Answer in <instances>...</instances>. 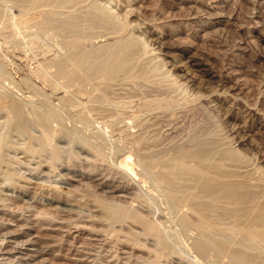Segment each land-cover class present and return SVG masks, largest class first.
I'll return each instance as SVG.
<instances>
[{
	"label": "rangeland",
	"instance_id": "obj_1",
	"mask_svg": "<svg viewBox=\"0 0 264 264\" xmlns=\"http://www.w3.org/2000/svg\"><path fill=\"white\" fill-rule=\"evenodd\" d=\"M54 1L48 2V0H44L45 4L43 2L40 3V1L39 5L42 7L43 4L42 8L36 1L38 8L36 5H33L35 2L32 3L33 8L31 6L28 8L29 4H27L28 6L23 4V6H25L26 11H29L30 14L39 10L45 11V9L49 14L52 11L51 16L55 17L54 19L57 18L60 23H54L53 31L55 33L48 34L53 31L49 30L47 32L48 30H41L45 34L47 32L46 36L44 33L39 34L40 29H37L38 27L34 24L36 26L35 29L33 23L30 22L27 25L29 27L32 26L30 29L27 26V30H30L28 32L29 35L33 34L34 31V35L31 36H35V39L32 40L34 37L26 36L28 39L26 38L25 41L28 40L29 43L33 41L37 45L33 47L34 44L32 43L33 46L29 47L31 44H22L25 42L23 36L26 35L25 32L27 30H24V28V31L21 30L23 31L21 32L20 28L19 31L23 36L20 33L17 34L18 36H22V43L20 41L21 37L19 38L16 34L17 38L15 36L13 38L11 36L10 39L8 38L10 45H14H9L6 49L9 41L7 42L8 39L5 40L4 38L7 35L5 33L9 32L7 26L11 22L12 15H17L16 17H18L25 11V8L18 3L14 4L17 0L15 2L13 0H0V36L2 35L0 37V54H2L0 57H3V60L0 58V66L4 62V65L2 64L0 67L2 68L1 70L8 65L4 73H0V78H4L3 80L0 79V87L2 90L4 88L3 91H6L5 93L8 95H14L15 92H19L22 88L24 91L21 90L20 92L23 93H17L20 96L19 98L25 99L29 96L37 104H40L42 100L41 96L44 95L43 92H48L51 102L53 101L54 103L52 105L57 110H54V114L56 113L53 122L55 129L54 143L52 141V145L50 146L54 147L56 145L55 148L58 151L55 150L53 155V152L51 153L53 150L48 145H45L48 148H44V145L41 144L37 148L35 147L37 146L35 144L39 142L38 140L35 142L33 138L41 134V129L37 125L33 124L31 125L33 127H31L30 124L32 123H30L27 129L28 135H25L24 133L26 132L18 131V128H14L15 126L13 125L5 126L3 121H0V126H2L0 131L3 130L2 132L5 133L8 140L7 145L3 149L4 153L2 152L3 154L0 155V159L2 158L0 162H3V164L0 163V173L3 172L0 174V182L3 184L0 183V195L2 196H0V264H32L33 261V264H149L153 256L151 251H155V248L159 249L160 245L157 244L155 235L153 236L150 233H147L149 234L147 235L146 231L143 232V226L141 227L140 223L138 224L136 221L137 215L138 217L149 218L148 220L156 222L158 229L160 228V232L165 230L162 232V235H166L164 239L168 247L167 251L166 249L164 250L167 255L160 248L165 255L160 257L162 261L159 260V264H233L228 258L229 255L232 256L233 252L244 250L240 243V239L242 238L241 232L237 231L239 233L235 234L236 230H233L235 236L232 233V236L230 235L233 239L241 237L238 241L240 245L236 244V250H233V246L230 244H234L236 239H234V242L231 239L230 241L233 243L229 244V238H226L232 231L222 230L221 228L214 229L218 232L221 229L222 233H227H225L226 236L224 234L221 236L227 239V246H224L226 253L225 251L224 253L228 256L224 253L221 255L224 249L221 252L211 249L206 254H200L195 248V239L198 240L200 238V230H196L197 234L193 230L195 228L193 225L189 226L193 227L192 230L185 227L184 229L188 230L184 231L183 226L180 224L182 226L180 228L179 222L175 219L177 218L178 220L183 211V215L191 217V220H193L192 218H196L194 214H192L193 217L189 215L192 212H189L190 203L188 199V202L185 200L179 205L176 204L180 211L177 212V207L174 205L175 202L171 201V195L167 190L164 191L165 189L161 188L160 183L156 184L154 182V180H157V176L154 174L159 172L161 169L159 167L164 164L156 160V153L159 155L162 153L161 155L163 156L168 153L171 156H167L168 154L166 155L167 157L164 156L168 159L169 157H174L176 155L174 153L179 149H185L190 145H194V148L190 146L189 149L191 151L195 148L196 151L200 149L201 154L199 151H194L195 154L198 153L197 157H186V164L192 165L196 163L205 166L204 171L207 176L213 175L215 173L213 165L219 164V174L221 172L227 173V171L231 170L228 174L234 173L236 174L235 176L238 175V180L243 178L245 181H251L250 183H244L246 185L252 183V186L249 185L248 188H250V191L252 188L253 194H255V203L261 205V202H264V194L260 193L261 195H259V192H264V0ZM31 2L27 3L31 5ZM47 3L51 5L49 4L45 8ZM52 5L53 7H51ZM91 6L98 7V11H103V15L102 13L99 14L102 15L101 19V16L95 15L98 11L94 10ZM50 8L51 10H49ZM90 12L95 17L91 16ZM68 18L70 21H68ZM108 19L110 20L109 22ZM63 20L66 21L63 22ZM61 23H64V26L66 25L67 28L64 26L60 28L59 25H62ZM57 27L58 29H56ZM117 28L120 29L118 30ZM121 37H125L124 42H127L126 40L131 38L136 46L133 45L135 48L124 64L125 66H122L124 68L121 67L122 70L117 71L116 75L114 74L108 78L100 71H97L98 74L92 72L96 75L94 76L91 72L88 71L89 73H87L85 70H82L83 68L78 63L74 64L77 62L75 61V54L82 56L81 53L85 48L89 50L85 49L82 58L88 60H83H94L93 58L96 55L99 56L101 49L106 51L107 47L118 43H114L113 41H122L123 38ZM111 40H113L112 45L110 44ZM77 41L78 43L80 42L78 46L73 44L77 43ZM11 42L14 43L11 44ZM71 43L76 45L77 50L75 51L77 53L73 50L76 47L71 46ZM83 44H86V46L84 45V47ZM104 45H107V47H104ZM143 46H147V50L149 51L143 52ZM66 49L67 52L70 50L69 53L71 55L69 53L66 55ZM42 50H45L47 53H41ZM78 51L82 52L79 53ZM47 54L50 57L56 54V58L61 56L63 57L62 61L67 59L69 61L68 64L71 63L70 66L67 64L69 68L74 66L73 69L79 75L81 74L82 80L88 81V76L91 75L90 81L86 82L84 80L85 82L81 83L83 84L81 88L83 90L93 88L92 91H85L93 94L96 91V96L101 97L104 95L101 97L102 99H93V102L87 94H82L83 97L78 92H76L78 95L74 94L73 90H76L74 86L75 82H71L74 85L70 86L69 84L72 80L65 81L66 78L64 77L65 79H63L64 75H60L61 79H59L60 77L55 67L54 75L56 73L57 75L54 76L53 73L52 75L48 74L52 69H46V67L47 71H45L44 67L46 64H44L45 61L43 62V60L50 58L49 56L47 57ZM41 56L46 58L44 59ZM4 58L6 60L10 58L8 63L11 62V64H8ZM56 58L55 60L60 59ZM40 60L44 67L42 63L41 66L49 78L50 76H54L51 79L54 81V84L58 83V85H54L57 86V91L54 88L53 92L50 84L47 83L48 81L45 80V82L43 78L41 79L40 75L31 69L38 66ZM36 62H39V64H36ZM9 65L12 66L11 69ZM9 70L11 71L9 72ZM5 71L12 73L8 77L6 75L8 73H5ZM22 75H25V78H32H28L31 81H27V83L30 84L23 81L25 78L22 79ZM94 78L97 82H94ZM14 79L15 82H18H16V85L12 82ZM6 81L10 89L6 85ZM22 82H25L28 86ZM32 82L40 88V91L42 90L43 94L41 93L40 95V91L36 87V90L32 91L35 89ZM90 82H93V84H90ZM87 83L91 86H87ZM94 83L98 84V86H94ZM2 84L5 85L2 87ZM29 85H32V90ZM65 89L67 91L63 93ZM35 92L38 93L36 94ZM16 93L15 95H17ZM69 94L72 95L69 100L77 96L76 100H72L74 101L73 103L76 102V105L82 104L83 107H81L84 109H81L78 105L76 107L75 104L71 103V100L66 101L65 97L70 96ZM26 95L28 96L26 97ZM61 95L62 97L64 96L63 102L58 100ZM38 96H40L41 100L38 99L37 101L36 98ZM77 100H79V103H77ZM86 100L87 102L83 103ZM139 100L145 102L141 103ZM150 100H153L156 105H153ZM68 103H71L70 107L75 106V108H78V111H75V108H68ZM63 104L65 106L68 104V106L65 107ZM145 106L151 109L144 108ZM79 109L81 110L79 111ZM136 111H138L139 116L135 114V118L132 114L136 113ZM0 113V118L3 120L4 112L1 109ZM80 115L81 120L83 118L82 121L79 118ZM149 124L151 125L149 126ZM34 126H37L38 129L34 128ZM165 129L168 131L166 132ZM139 133L144 135V137ZM140 136L142 137L140 138ZM155 136L160 137L154 139ZM152 139L159 140L150 142L153 141ZM30 140L33 143L35 142V144L30 142ZM201 141H203L204 145H201ZM29 142L35 145L34 148L37 150L40 147V151L45 149L44 153L37 151L42 154L36 153L35 155V152H33V155L36 157L31 155L32 152L29 153L24 149ZM199 142H201V146ZM196 143L199 145L198 150ZM146 144H148L147 147L149 146V148H146ZM152 145L156 146L152 149ZM95 147H98L99 149H97L101 152L96 151ZM6 150L9 151L7 152ZM128 152L131 153L134 175H131L133 174L132 171L126 173L127 171H124L118 165L121 157L126 153L128 154ZM145 155L146 157L148 156L147 159L149 158V160L145 159ZM154 155L156 159H153L155 158L153 157ZM187 159L189 160L187 161ZM7 167L9 170L12 169L13 173L16 172L15 175L12 173L13 177L9 176L8 173L11 171H8ZM1 168L4 171H1ZM237 171L242 172V174ZM4 173L8 175L6 176ZM223 174L221 173V175ZM3 178L9 180L7 181ZM243 179L239 181H244ZM257 180L259 181L258 183ZM257 185L261 187L259 188ZM192 187H194L192 188L193 193L195 188L197 189L195 193H198L201 189L199 188L201 187L199 183L192 185ZM188 192L192 194L190 188ZM261 199L262 201H260ZM105 203L109 206H106ZM104 204L109 208L115 206L122 208L126 206L125 209H128L129 213L134 212H132V216L135 215L136 219L135 217L131 219L129 213H127L129 215L121 216L119 215V211L112 213L108 210H103L102 206ZM188 206L189 210H187ZM185 208L187 209L185 210ZM104 209L106 208L104 207ZM111 217H114V219ZM228 222L227 220L226 223ZM226 223L225 226H228L229 223ZM111 230L115 231L113 235ZM107 231L109 232L108 234L106 233ZM215 231L214 234L212 232L210 234L216 238ZM103 232L106 234L103 235ZM238 234L241 236L239 237ZM90 236L96 238H91ZM221 236L219 234L218 237ZM134 240H136V243H132ZM135 244L137 245L135 246ZM141 244L143 247H137L138 245L141 246ZM262 247L259 248L261 251H256L258 254L254 253L255 256L250 251L248 255L252 254L255 258L257 256L261 257L260 255L263 253L262 256L264 258V247ZM148 248L149 250H147ZM151 248L154 250H151ZM28 250L31 251L29 252ZM254 250L251 251L253 252ZM148 251H150V254ZM219 253L220 256L217 255ZM151 254L152 256L150 257ZM86 255L87 257H85ZM232 257L230 259L233 261ZM253 257V260L259 259V257L255 259ZM249 259L247 262H255L251 259V255ZM256 261H260V259ZM247 262L246 264H252V262ZM236 263L240 264L239 262Z\"/></svg>",
	"mask_w": 264,
	"mask_h": 264
},
{
	"label": "bare ground",
	"instance_id": "obj_2",
	"mask_svg": "<svg viewBox=\"0 0 264 264\" xmlns=\"http://www.w3.org/2000/svg\"><path fill=\"white\" fill-rule=\"evenodd\" d=\"M14 2H15V0H13ZM32 0H17V2H13L14 4H16V3H18V4H20L22 7H24L25 8V6H28L27 4H29V7L28 8H30V6L32 7V3L33 2H37L38 3V5H39V2L40 3H42L43 1L42 0H39V1H37V0H35V1H32ZM52 1H54V0H52ZM52 1H49L48 0V2H52ZM55 1H57V0H55ZM54 1V2H55ZM27 2H31V5H30V3H27ZM35 2V4H33V5H36L37 6V8H38V5H37V3ZM44 3V2H43ZM46 3V2H45ZM44 3V4H45ZM23 4L25 5V6H23ZM50 4V3H49ZM48 3L46 4V6H45V8L49 5ZM60 4V3H59ZM51 5V4H50ZM18 6V5H17ZM21 6H19V7H21ZM35 6V7H36ZM40 6V5H39ZM21 7V8H22ZM34 7V6H33ZM32 7V8H33ZM41 7V6H40ZM39 7V8H40ZM42 7H43V4H42ZM41 7V8H42ZM51 7H53V5L51 6ZM91 7H93L94 8V10H97L98 11V7H94V6H91ZM23 8V9H24ZM96 8V9H95ZM100 10H101V8H99ZM103 9V8H102ZM25 11L24 12H22V14H18L19 16L18 17H16L17 15H12V18H11V22H10V24H8V26H7V28L9 29V32L8 33H5V34H7L6 36H5V34H4V36H5V40H7L8 38L10 39V37L12 36V38H13V36H15L17 33H20V31L21 30H23L24 28V30H27V26L29 25V23L31 22V23H33V25L35 24L38 28L37 29H40V32H39V34H43L44 32H42L41 30H43V31H45V30H48L47 32H49V30H54V23H56V24H60L59 23V21H58V19H57V21L56 22H54L56 19H54L55 17H52L51 16V12H50V14H49V12L47 13V11H46V9H45V11H43V10H39L38 12H36L35 11V13H32V14H30V12L29 11H26L27 9L25 8L24 9ZM33 10V9H32ZM36 10V9H35ZM49 10H51V8L49 9ZM93 10V9H92ZM91 10V11H92ZM87 11V10H86ZM97 11H93V12H97ZM107 11V10H106ZM103 11H98L97 12V14L95 13V15H97V16H101L100 17V19L102 18V15H103V13H102ZM87 13V12H86ZM91 13V12H90ZM89 13V14H90ZM100 13H102V15H99ZM53 14H54V12H53ZM72 14V13H71ZM92 14V13H91ZM108 14H109V12H108ZM57 15V14H56ZM70 15V14H69ZM91 16H93V14L91 15ZM105 16V15H104ZM103 16V17H104ZM57 17V16H56ZM93 17H95V16H93ZM106 17H108V16H106ZM67 18V17H66ZM109 18V17H108ZM60 19V18H59ZM63 19H65V18H63ZM69 19V18H68ZM100 19H98V20H100ZM61 21H62V19H61ZM64 21H66V20H63V22ZM68 21H70V19L68 20ZM104 21H105V18H104ZM110 20L108 19V22H109ZM113 21V20H112ZM124 22V21H123ZM130 23V22H129ZM28 24V25H27ZM62 25H59L60 26V28H61V26H64V23H61ZM67 24V23H66ZM70 24V23H69ZM128 24V23H127ZM31 25V24H30ZM34 25V26H35ZM72 25V24H71ZM134 25V24H133ZM32 26V25H31ZM30 26V27H31ZM36 26H35V29H36ZM67 26H68V24H67ZM70 26V25H69ZM121 26V25H120ZM123 26V25H122ZM29 27V26H28ZM30 27H29V29H30ZM56 27V26H55ZM64 27H66V25L64 26ZM63 27V28H64ZM116 27V26H115ZM21 28V29H20ZM67 28V27H66ZM68 28H70V27H68ZM19 29H20V31H19ZM56 29H58V27L56 28ZM118 29V28H117ZM120 29V28H119ZM118 29V30H119ZM124 29V28H123ZM4 30V29H3ZM23 30V31H24ZM63 30V29H62ZM64 30H67V29H64ZM121 30H122V28H121ZM129 30V29H128ZM23 31H21V32H23ZM30 31V30H29ZM28 30H27V32H25V34L26 35H24L23 36V34L22 33H20V34H22V36L25 38H23V40L25 41L26 40V38L28 37V36H30L31 38H33L32 40H34L35 39V36H31V35H34V31H33V34H31V35H29V32ZM38 31V30H37ZM51 31V32H52ZM61 31V30H60ZM42 32V33H41ZM47 32H46V34H47ZM37 33V32H36ZM53 33H55L54 31L52 32V33H48V34H53ZM56 33H57V31H56ZM38 34V33H37ZM38 34V35H39ZM45 34V33H44ZM46 34H45V36H46ZM113 34H117V33H113ZM118 34H119V32H118ZM122 34V33H121ZM107 35V34H106ZM2 36V35H1ZM0 36V37H1ZM17 36H18V34H17ZM17 36H15V38H17ZM22 36H18L19 38H20V41H21V39H22ZM27 36V37H26ZM42 36V35H41ZM44 36V37H45ZM105 36V35H104ZM113 36V35H112ZM125 36V35H124ZM127 36V35H126ZM48 37H49V35H48ZM75 37V36H74ZM73 37V38H74ZM78 37V36H77ZM18 38V39H19ZM31 38H29V40L30 41H32L31 40ZM41 38V37H40ZM46 38V37H45ZM52 38V37H51ZM54 38V37H53ZM79 38V37H78ZM106 38V37H105ZM121 38H123V42L125 41L124 39H125V37H121ZM3 39V40H4ZM9 39L7 40V42L9 41ZM28 39V38H27ZM83 39H84V37H83ZM86 39H87V37H86ZM114 40H115V38H113ZM22 40V41H23ZM41 40V39H40ZM43 40H45V39H43ZM77 40H81V39H77ZM131 38H128V40H126L127 42H122L121 40H115V41H113V40H111L110 41V44L112 43V41L114 42V43H117V44H115V45H113V46H110V44H108L110 47H107V45L105 46L104 45V47H107V49L106 48H104V47H102L103 49H106V51H103L102 49H101V51H102V53H101V51H100V54H99V56L98 55H96V56H98V57H94L93 59L94 60H89V61H84V60H88V59H86V58H82L84 55H83V53H85V49H87V50H89L88 48H85L84 49V51L82 52V51H80V52H82L81 54H82V56H77V54H75L76 55V60L75 61H77V62H75L74 64H76V63H78L79 64V66H81L83 69L82 70H85L87 73H89V72H91V74H93L92 72H96L97 74H98V72L97 71H100L104 76H106V77H112L117 71H119V70H122L121 69V67L126 63V61H127V59L129 58V56H130V54H131V52H132V50H134V46L133 45H135L134 43H133V41L131 40ZM138 40V39H137ZM12 41V40H11ZM14 41H15V39H14ZM22 41H21V43H22ZM36 41V40H35ZM46 41H48V40H46ZM87 41V40H86ZM91 41V40H90ZM140 41V40H139ZM26 42H28V43H26ZM38 42V41H37ZM40 42V41H39ZM70 42V41H69ZM73 42V41H72ZM84 42H85V40H84ZM138 42V41H137ZM14 43V42H13ZM12 42H11V44H13ZM31 44V45H29V47H31V46H33L32 45V43L34 44V46L33 47H35V45H37V44H35V42H33L32 41V43H29V41L27 40V41H25V42H23L22 44ZM49 43H51V42H49ZM53 43V42H52ZM80 43V42H79ZM78 41H77V43H73V44H76L77 46H78ZM105 43V42H104ZM103 43V44H104ZM139 43V42H138ZM145 43V42H144ZM7 44V43H6ZM72 43H71V46L73 45ZM5 45V44H4ZM10 45V41H9V44L8 45H6V49H7V47ZM14 45V44H13ZM13 45H10V46H13ZM43 45V44H42ZM41 45V46H42ZM52 45V44H51ZM50 45V46H51ZM76 45H73V46H75L76 47ZM86 46V44H83V46ZM91 45V44H90ZM112 45V44H111ZM16 46V45H15ZM24 46V45H23ZM46 46H48L47 44H46ZM82 46V45H81ZM84 46V47H85ZM136 46V45H135ZM149 46V45H148ZM26 47V46H25ZM36 47H38V46H36ZM49 47V46H48ZM88 47V46H87ZM90 47H92V46H90ZM10 48V47H9ZM8 48V49H9ZM52 48V47H51ZM71 48H73V47H71ZM79 49H80V47H78ZM101 48V47H100ZM133 48V49H132ZM137 48V47H136ZM32 49V48H31ZM38 49V48H37ZM40 49V48H39ZM43 49V48H42ZM150 49V48H149ZM50 50V49H49ZM49 50H47L48 52H49ZM54 50V49H53ZM74 51L75 50H77V47H76V49H73ZM51 51V50H50ZM144 51H149V50H147V46L145 47V46H143V52ZM40 52V51H39ZM42 52H45V50L43 51H41V53ZM70 52V50H68V52H67V49H66V55H67V53H69ZM76 52V51H75ZM79 52V51H78ZM79 52V53H80ZM142 52V53H143ZM37 53V52H36ZM47 52H45L44 54H46ZM77 53V52H76ZM78 53V54H79ZM133 53H135V52H133ZM137 53V52H136ZM139 53V52H138ZM40 54V53H39ZM54 54V53H53ZM70 54V53H69ZM140 54V53H139ZM2 54H0V56H1ZM43 55V54H42ZM52 55V54H51ZM63 55V54H62ZM71 55V54H70ZM70 55H68L69 57H70ZM74 55V54H73ZM44 56V55H43ZM43 56H41V57H43ZM46 56V55H45ZM49 55L47 54V57H48ZM54 55H52L49 59H47V60H43V62H44V64H46V66L44 67V65H43V63H42V61L40 60L39 62H40V64H39V62H36V64L38 63L39 65L38 66H34L35 68L33 69V67L31 68L32 70H34L38 75H40L41 76V79L43 78L44 79V81L46 80V81H48L47 83H49L50 84V87H51V90L54 92V88H55V90L57 91V86H54V85H58V83L57 84H54V81L52 80L53 78H54V76H56L57 75V73H58V76L60 77V75H64L63 76V79H65V81L66 80H72V81H70V84L69 83H67V84H69L70 86L71 85H74V84H72V83H74L75 82V87H76V90L74 89L73 91L75 92L74 94H77L76 92H78V94L80 93V95L82 96V94H87L89 97H90V99L93 101V99L95 100V99H102L101 97H103V96H101V97H98V95L96 96V91H95V95L93 94V93H90V92H87V91H92L93 90V88H88V90L87 89H85V90H87V91H85V90H83L82 88H81V85H83V84H81V83H84L85 81L84 80H82V76H81V74L79 75L77 72H76V70L75 69H73V67H70L69 68V66H70V64H68L69 63V61L67 60V59H65V60H61L63 57H57V58H60L59 60H55V58H56V54H55V58L53 57ZM148 56V55H147ZM74 57V56H73ZM72 57V58H73ZM1 58V57H0ZM3 58V57H2ZM1 58V59H2ZM7 58V57H6ZM44 59L46 58V57H43ZM56 58V59H57ZM65 58V57H64ZM71 58V59H72ZM5 59V58H4ZM10 59V58H9ZM9 59H5L6 61H7V63H8V60ZM74 59V58H73ZM84 59V60H83ZM3 60V59H2ZM5 61V62H6ZM64 61H68L67 63L66 62H64ZM73 61V60H72ZM0 63H1V61H0ZM6 63V64H7ZM10 64H11V62H9ZM8 63V64H9ZM41 63H42V66L44 67V69L46 68V69H52V71H50L49 72V70H48V74H50V75H52V73H53V75H54V67H55V70H56V75H54V76H50V78H49V76H48V74H46V72L45 71H47L46 69H45V71L43 70V67L41 66ZM73 63V62H72ZM2 64L4 65V62H2ZM2 64H1V66H2ZM35 64V65H36ZM69 66H68V65ZM74 64H72V65H74ZM0 66V67H1ZM8 66V65H7ZM6 66V67H7ZM10 66V65H9ZM78 66V67H79ZM125 66V65H124ZM6 67L4 68L3 67V70H1L2 68H0V70L1 71H3V72H1L0 71V73L1 74H3L4 73V70L6 69ZM12 68V66H10V69ZM72 68V69H71ZM122 68H124V67H122ZM77 69H80V68H77ZM75 70V71H74ZM82 70H81V73H82ZM11 70H9V72H10ZM29 71H30V69H29ZM85 71H83L84 73H85ZM89 71V72H88ZM79 73H80V71H78ZM5 73H8V72H6L5 71ZM12 73V72H11ZM11 73H8V74H6L7 76L10 74L11 75ZM30 73V72H29ZM95 73V74H96ZM31 74H32V71H31ZM86 74V73H85ZM25 75H26V73H25ZM25 75H22V79L23 78H25ZM87 75V74H86ZM94 75V74H93ZM116 75V74H115ZM4 76H5V74H4ZM15 76H17V75H15ZM31 76V75H30ZM58 76H57V78H58ZM88 76V75H87ZM91 76V75H90ZM90 76H88L89 78H88V81H90L89 79H90ZM94 76H96V75H94ZM167 76H170V75H167ZM167 76H166V78H167ZM2 77V76H1ZM9 77V76H8ZM20 77V76H19ZM28 77V76H27ZM65 77V78H64ZM29 78V77H28ZM28 78H25V79H23V81H26V83H27V81H31V80H29V79H32L31 77L28 79ZM52 78V79H51ZM68 78V79H67ZM97 78H99L98 76H97ZM1 80H3L2 78H0ZM11 79V78H10ZM10 79H6V80H10ZM35 79V78H34ZM40 79V78H39ZM59 79H61V77L59 78ZM92 79V78H91ZM169 79V78H168ZM171 79V78H170ZM1 80H0V82H1ZM18 80V79H17ZM99 80V79H98ZM32 81H34V80H32ZM45 81V82H46ZM83 81V82H82ZM88 81H86V82H88ZM92 81V80H91ZM3 82H5V81H3ZM2 82V83H3ZM9 82V81H8ZM13 82V84H15L16 85V82H15V79H14V81H12ZM15 82V83H14ZM19 82H20V79H19ZM44 82V83H45ZM67 82H69V81H67ZM72 82V83H71ZM94 82H97V81H95V78H94ZM175 82V81H174ZM6 83H7V81H6ZM10 83V82H9ZM18 83V82H17ZM23 83V82H22ZM25 83V82H24ZM23 83V84H24ZM25 83V84H26ZM33 83V82H32ZM46 83V84H47ZM56 83V82H55ZM176 83V82H175ZM27 84H30V83H27ZM26 84V85H27ZM49 84H48V86H49ZM89 83H87V86H91V85H88ZM90 84H93V82L91 83L90 82ZM95 84V83H94ZM3 85H5V84H2V87H3ZM6 85H8V83L6 84ZM33 85H34V83H33ZM68 85V86H69ZM98 86V84H95L94 86ZM10 86H12V85H10ZM17 86H19V85H17ZM22 86V85H21ZM24 86V85H23ZM28 86V85H27ZM30 87H31V90L33 89V88H38L37 86H35L34 85V87L32 88V85H29ZM69 86V87H70ZM86 86V87H87ZM5 88H6V86H4ZM20 87V86H19ZM30 87H29V89H30ZM74 87V88H75ZM92 87H93V85H92ZM8 88H9V85H8ZM24 88H25V86H24ZM36 88L35 89H33L32 91H35L36 90ZM83 88H85V87H83ZM95 88V87H94ZM177 88V87H176ZM10 89V88H9ZM26 89H28V88H26ZM39 89V90H38ZM37 90L38 91H40V88H38ZM60 89H62V88H60ZM64 89V88H63ZM70 89V88H69ZM3 90H4V88H3ZM2 90V88L0 87V109L2 110V112H4V118H3V120L1 119L0 121H3V123H4V125L5 126H7V125H13V126H15L14 128H18V131H23V132H26V133H24L25 135L27 134V129H28V127H29V124L30 123H32V124H30V126L31 125H37L38 127H39V129H41V134H39L40 133V131H39V135L40 136H38V137H36V136H34V141L35 142H37V140H38V142L39 143H37V144H35V142L33 143L31 140H30V142H32L33 144H35V145H37V146H35V145H33L32 143H30L29 142V144H26L27 145V147L26 148H24V149H26L27 150V152H32L31 153V155H33V152H35V155H36V153H38L39 151H40V149H41V147H40V149L38 148V150L36 149L37 147H38V145L39 144H41V145H44V148L46 147L45 145H48V147L50 146V145H52V141L54 140V134H55V129H54V126H53V122H54V115L56 114H54V112L55 111H57V110H55L56 108H54V105H52V104H54L53 103V101L51 102V99H50V96H49V94H48V92H46L45 93V91L43 92L44 93V95H42L41 96V98H42V100L39 98L40 96H38V98H36L37 99V101H38V99H40L39 101H40V104H37V103H35V101H33L28 95H26V97L27 98H25V99H23V98H19L20 96H18L19 94H17V93H19L21 90H22V88L20 89V91L19 92H15L17 95H15V93H14V95H12V94H10V95H8L7 93H5L6 91H3ZM19 90V89H18ZM30 90V91H31ZM50 90V91H51ZM71 90H72V87H71ZM13 91H15V90H13ZM16 91H17V89H16ZM22 91H24V90H22ZM42 91V90H41ZM40 91V95H41V92ZM65 91H67L66 89L64 90V92L63 93H65ZM53 92H51V93H53ZM70 92H72V91H70ZM13 93V92H12ZM20 93H23V92H20ZM30 93H34V92H30ZM36 93V92H35ZM38 93V92H37ZM36 93V94H37ZM42 93V94H43ZM50 93V92H49ZM69 93V92H68ZM46 94H48V95H46ZM77 94V95H78ZM99 94V93H98ZM29 95H31V94H29ZM39 95V94H38ZM52 95H54V94H52ZM66 95V94H65ZM70 96H66L65 98H66V101L67 100H69V98L70 97H72V95L71 94H69ZM79 95V96H80ZM183 95H184V93H183ZM16 96H18V97H16ZM25 96V95H24ZM32 96V95H31ZM78 96V97H79ZM194 96V95H193ZM21 97H23V96H21ZM54 97V96H53ZM53 97H52V99H53ZM58 97V96H57ZM64 97V96H63ZM63 97H62V95H61V97H59V101H62L63 102ZM83 97V96H82ZM35 98V97H34ZM61 98V99H60ZM76 98H77V96H76ZM76 98L75 97H73V99L72 100H76ZM81 98V97H80ZM85 98V97H84ZM185 98V97H184ZM79 99V98H78ZM86 99V98H85ZM179 99V98H178ZM35 100V99H34ZM71 100V99H70ZM69 100V101H70ZM71 100V101H72ZM80 100V99H79ZM79 100H77V103H79ZM81 100H82V98H81ZM80 100V101H81ZM153 100L154 101H156L154 98H153ZM153 100H150V102H152V104L154 105H156V103H154V101ZM185 100H186V98H185ZM36 101V102H37ZM149 101V100H148ZM160 101V100H159ZM158 101V102H159ZM42 102V103H41ZM61 102V103H62ZM74 101H72L71 103H73ZM87 102V100L86 101H84L83 103H86ZM94 102V101H93ZM96 102H97V100H96ZM139 102H141V103H143V102H145V101H140L139 100ZM167 102H169V101H167ZM184 102H186V101H184ZM71 103H68L69 104V106H68V104H66V106H68V108L70 107V104ZM73 104H75L76 105V102L75 103H73ZM150 104V103H149ZM78 105V107L80 106H82L83 107V105L81 104V105H79V104H77ZM77 105H76V107H77ZM84 105H86V104H84ZM142 105V104H141ZM144 105H145V103H144ZM61 106V105H60ZM63 106H65V104H63ZM65 106V107H66ZM81 107V109H84V108H82ZM84 107H86V106H84ZM154 107H156V106H154ZM185 107V106H184ZM70 108H75V106L74 107H70ZM140 108V107H139ZM144 108H148V107H144ZM150 108V107H149ZM148 108V109H149ZM78 108H75L74 110L75 111H78L77 110ZM81 109H79V111L81 110ZM135 109H137V108H135ZM143 109V108H142ZM142 109H141V112H142ZM151 109V108H150ZM187 109V108H186ZM185 109V110H186ZM189 109V108H188ZM55 110V111H54ZM146 110V109H145ZM190 110V109H189ZM83 112H84V110H82ZM132 112V111H131ZM135 112V111H134ZM138 111H136V113H134V114H132V115H134V117L136 118V116H135V114H139V113H137ZM140 112V111H139ZM172 112V111H171ZM179 113V112H178ZM177 113V114H178ZM1 114V113H0ZM121 114V113H120ZM159 114V113H158ZM163 114H164V112H163ZM163 114H161V115H163ZM175 114H176V112H175ZM180 114V113H179ZM3 115V114H2ZM140 115L142 116V114L140 113ZM155 115H157V114H155ZM86 116V115H85ZM120 116V115H119ZM131 116V115H130ZM139 116V115H138ZM160 116V115H159ZM172 116H175V115H172ZM84 117V116H83ZM121 117V116H120ZM119 117V118H120ZM132 117V116H131ZM133 117V118H134ZM157 117V116H156ZM164 117V116H163ZM171 117V116H170ZM80 120H81V115H80ZM87 118V117H86ZM138 118V117H137ZM161 118V117H160ZM175 118V117H174ZM180 118V117H179ZM82 120H83V118H82ZM81 120V121H82ZM154 120H155V118H154ZM162 120V119H161ZM178 120V119H177ZM141 121H143V120H141ZM78 122V121H77ZM84 122L85 123H87V121L86 120H84ZM84 122H82L83 124H84ZM147 122V121H146ZM157 122H160V121H157ZM80 123V122H79ZM139 123V122H138ZM150 123V122H149ZM156 123V122H155ZM161 123V122H160ZM178 123V122H177ZM78 124V123H77ZM157 124V123H156ZM176 124V123H175ZM174 124V125H175ZM1 125V124H0ZM142 125V124H141ZM146 125V124H145ZM151 124H149V126H150ZM166 125V124H165ZM37 126H34V128H37L38 129V127ZM149 126H146V127H149ZM164 126V125H163ZM2 126H0V128H1ZM12 127V126H11ZM31 127H33V126H31ZM176 127V126H175ZM9 129V128H8ZM12 129V128H11ZM146 129V128H145ZM166 130V129H165ZM176 130V129H175ZM3 131V130H2ZM2 131H0V132H2ZM57 131V130H56ZM136 131V130H135ZM168 130H166V132H167ZM11 132V131H10ZM9 132V133H10ZM138 132V131H137ZM22 133V132H21ZM20 134V133H19ZM31 134V133H30ZM140 135H142L141 133H139ZM28 135V134H27ZM168 135V134H167ZM143 137H144V135H142ZM142 136H140V138L142 137ZM25 137V136H24ZM157 137H160V136H155V138L154 139H156ZM162 137V136H161ZM25 138H27V137H25ZM31 138V137H30ZM35 138H37L36 140H35ZM139 138V139H140ZM142 140V139H141ZM153 140V139H152ZM157 140H159V139H157ZM157 140H153V141H150V142H154V141H157ZM7 139H6V135H5V133H1L0 134V155L1 154H3L4 153V151H3V149H4V147L7 145ZM20 141H23V140H20ZM25 141V140H24ZM140 142V141H139ZM201 142H202V144H201ZM201 142H199V145L201 144V145H204L203 144V141H201ZM9 143V142H8ZM21 143V142H20ZM24 143H26V142H24ZM23 143V144H24ZM53 143H54V141H53ZM133 143V142H132ZM163 143V142H162ZM153 144V143H152ZM156 144V143H155ZM157 144H158V142H157ZM25 145V146H26ZM54 145V144H53ZM137 145V144H136ZM147 145L148 144H146V148H149V146L147 147ZM150 146H151V144H149ZM196 145H197V143H196ZM199 145H197V150H198V146ZM200 145V146H201ZM34 146L36 147V148H34ZM55 146L56 145H54V147L53 146H50L51 147V149L53 150V151H51V153L53 152V155H54V151L56 150L57 151V149L55 148ZM156 146V145H155ZM154 145H152V149H153V147H155ZM159 146V145H158ZM192 148H194L195 146L194 145H190ZM190 146L187 148H185V149H179L176 153H174V154H176L174 157H169L168 159H166V157L167 156H171V155H169L168 153V155L166 156L165 154H164V156H166V157H164L163 155H161L162 153H160V155L162 156H160L158 153H156V155H157V159H156V156L154 155L153 157H155V158H153V159H156V160H159V162L160 163H164L161 167H159V164H158V167L159 168H161L160 169V171L159 172H156V174H154L155 173V171H154V173H152V174H154V175H156L157 176V178L156 177H154V178H156L157 180H158V182H156L155 180H154V182L157 184H159L160 183V185H161V188L162 189H165L164 191H166L167 190V192L171 195V197H172V199H171V201H174L173 203H174V205L177 207V205L176 204H180L181 202H184L185 200L187 201V199H188V201H189V206H190V211L189 212H192V213H190L189 215H191L192 216V214H194L195 216H196V218H192L193 220H195V222H193V220H191V217H189V216H186V215H183L184 214V211H183V214L182 215H180V217L179 216H177V217H179L178 218V220H177V218H175L176 219V221H178L179 222V226H180V228H182V226H183V230L185 231V230H188V229H184L185 227H188V228H190L191 230H192V228L193 227H189V226H193L194 225V227L196 228H194L193 230L194 231H199L200 230V232H201V234H200V232H199V234H200V238L198 239V240H196L195 239V241H193V242H195V248H196V250L200 253V254H206L209 250H211V249H213V250H215L216 252H221L222 251V249H224V246L226 245L227 246V239L226 238H229V241L232 239L233 240V242L235 241L234 239H236V241H235V243L234 244H230V243H233V242H229V244L230 245H232L233 247H232V249L233 250H236V244L238 245L239 244V239L241 238L240 236L242 235V238L240 239V243H241V246H243V248H244V250L243 251H235V252H233V254H232V256L231 255H229V260H231L230 262L231 263H233L234 264V262L236 261V262H239L240 264H246V262L248 261V260H250L249 259V257H250V255H251V259H252V257H253V255H254V253H257L256 251H261L259 248L261 247V246H263L264 247V202L262 203L261 202V205H259L258 203H255V194H253V191H252V188H251V191L249 190L250 188H248V186L249 185H251L252 186V183L251 184H249L250 182H249V180L248 181H245V179H243V178H240V179H243L244 181H239L237 178H238V175L237 176H235L236 174H228V173H230L231 172V170L228 172L227 171V173H224V172H221L222 174L224 173V174H227V175H221V173L219 174V171H218V169L220 168V165L219 164H216V165H213V164H211V165H213V169L215 170V173L213 174V175H206L205 174V171H204V167L205 166H202L201 164H190V165H188V163L186 164L185 163V158L186 157H197L196 155H198V153L197 154H195V152L194 151H196V148L194 149V150H190L189 148H190ZM23 147V146H22ZM48 147H46V148H48ZM93 147V146H92ZM138 147V146H137ZM136 147V148H137ZM181 147H182V145H181ZM203 147V146H202ZM42 148H43V146H42ZM55 148V149H54ZM98 148V147H97ZM96 147L94 148L96 151L99 149H97ZM191 148V149H192ZM206 148V147H205ZM13 149V148H12ZM11 149V150H12ZM36 149V150H35ZM50 149V148H49ZM131 149V148H130ZM15 150V149H14ZM44 150L45 149H43L42 151H40V152H42V153H44ZM7 151V150H6ZM9 151V150H8ZM7 151V152H8ZM16 151V150H15ZM14 151V152H15ZM38 151V152H37ZM98 151H100V150H98ZM137 151V150H136ZM162 151V150H161ZM164 151V150H163ZM199 151V153L201 154V151H200V149L198 150ZM198 151H196V152H198ZM3 152V153H2ZM58 152V151H57ZM57 152H56V154H57ZM101 152V151H100ZM126 152V151H125ZM138 152V151H137ZM155 152H157V151H155ZM203 152V151H202ZM16 153V152H15ZM28 153V154H29ZM41 153V154H42ZM143 153H145V152H143ZM148 153V152H147ZM7 154V153H6ZM38 154H40V153H38ZM40 154V155H41ZM138 154V153H137ZM153 154H155V153H153ZM195 154V155H194ZM35 155H33V156H35ZM50 155V154H49ZM159 155V156H158ZM202 155H203V153H202ZM6 156V155H5ZM7 156H8V154H7ZM6 156V157H7ZM38 156V155H37ZM51 156H52V154H51ZM135 156V155H134ZM1 157V156H0ZM31 157V156H30ZM36 157V156H35ZM34 157V158H35ZM56 157V156H55ZM54 157V158H55ZM145 157V159L146 160H149V158L147 159V157H146V155L144 156ZM158 157H160L159 159H158ZM199 157V156H198ZM205 157V156H204ZM44 158V157H43ZM46 158V157H45ZM207 158V157H206ZM8 159V158H7ZM36 159V158H35ZM38 159H39V156H38ZM47 159V158H46ZM0 160H2V158L0 159ZM29 160H30V158H29ZM51 160V159H50ZM50 160H47V161H50ZM53 160V159H52ZM189 159H187V161H188ZM36 161V160H35ZM34 161V162H35ZM39 161V160H38ZM42 161V160H41ZM40 161V162H41ZM46 161V162H47ZM199 161H201V160H199ZM220 161V160H219ZM224 161V160H223ZM45 162V163H46ZM142 162H143V159H142ZM154 162H156V161H154ZM191 162V161H190ZM192 162H194L193 160H192ZM191 162V163H192ZM1 163V162H0ZM39 163V162H38ZM38 163H36V164H38ZM54 163V162H53ZM133 162H132V157H131V153H129L128 152V154L126 153L125 155H123L122 157H121V159L119 160V162H118V165H119V167L120 168H122L124 171H127L126 173H129V172H131L132 171V173L133 174H131V175H134V169L132 170V167H133V164H132ZM145 163V162H144ZM144 163H142V165H144ZM202 163V162H201ZM215 163V162H214ZM218 163V162H217ZM1 164H3V162L1 163ZM48 164H49V162H48ZM157 164V163H156ZM154 165V164H153ZM152 165V166H153ZM1 166V165H0ZM5 166V165H4ZM50 166V165H49ZM146 166V165H145ZM149 166H151V165H149ZM148 167V166H147ZM157 167V168H158ZM8 168V167H7ZM50 168V167H49ZM134 168V167H133ZM150 168V167H149ZM222 168V167H221ZM4 169H5V167H4ZM50 169H52V168H50ZM207 169V168H206ZM211 169V168H210ZM209 169V170H210ZM220 170V169H219ZM227 170V169H226ZM229 170V169H228ZM1 171H4L3 170V168H1ZM6 171V170H5ZM8 171H11V172H9L8 174H9V176H12L13 177V174L15 175V173H13V171H12V169L11 170H9V168H8ZM156 171H157V169H156ZM211 172H213L212 170H210ZM218 171V172H217ZM223 171V170H222ZM226 172V171H225ZM237 172H239V171H237ZM237 172H235V173H237ZM1 173H3V172H1ZM0 173V174H1ZM13 173V174H12ZM158 173V174H157ZM239 173H241L242 174V172H239ZM246 173V172H245ZM249 173V172H248ZM6 176L8 175V174H6V173H4ZM3 174V175H4ZM211 174V173H210ZM238 174V173H237ZM2 175V176H3ZM4 175V176H5ZM249 175H251V174H249ZM5 176V177H6ZM1 177V176H0ZM17 177V176H16ZM245 177H247V175H245ZM249 177V176H248ZM251 177V176H250ZM260 177V176H259ZM18 178V177H17ZM236 178V179H235ZM258 178V177H257ZM4 179V178H3ZM4 180H7V179H4ZM9 180V179H8ZM7 180V181H8ZM1 181V180H0ZM262 181V180H261ZM13 182V181H12ZM246 182H249L247 185L245 184ZM259 181L257 180V183H258ZM263 182V181H262ZM1 184H2V182H0ZM9 183V182H8ZM7 183V184H8ZM27 183H28V181H27ZM199 183V185H201V187H199V188H201L200 190H199V192L198 193H195V191L197 190L196 188L194 189V193H193V189L192 188H194V187H192V185H194V184H198ZM10 184V183H9ZM14 184H15V182H14ZM13 184V185H14ZM3 185V184H2ZM12 185V184H11ZM16 185H18V184H16ZM159 185V186H160ZM258 185H260V184H258ZM257 185V186H258ZM158 186V185H157ZM162 186H164V187H162ZM18 187V186H17ZM25 187V186H24ZM49 187V186H48ZM54 187V186H53ZM259 187V186H258ZM261 187V186H260ZM259 187V188H260ZM20 188V187H19ZM23 188V187H22ZM189 188H190V191L192 190V194H190L189 192H188V190H189ZM26 189V188H25ZM25 191V190H24ZM48 191V190H47ZM46 191V192H47ZM26 192V191H25ZM197 192V191H196ZM258 192H259V190H258ZM44 193V192H43ZM260 193H263L264 194V192H259V195H261ZM2 194V193H1ZM48 194V193H47ZM166 194V193H165ZM263 194H262V196H263ZM1 196V195H0ZM55 196V195H54ZM2 197V196H1ZM53 197V196H52ZM57 197V196H56ZM260 197V196H259ZM167 198H169V197H167ZM264 198V197H263ZM62 199V198H61ZM170 199V198H169ZM169 199H168V201H169ZM56 200V199H55ZM5 201V200H4ZM187 201V202H188ZM260 201H262V199L260 200ZM259 201V202H260ZM172 203V204H173ZM101 204H103V203H101ZM106 204V203H105ZM105 204H104V206H102L103 208V210H108V211H110V212H112V213H115V212H118L119 211V215H121V216H123V215H131L130 217H131V219H132V217H133V219H134V217H135V215L134 216H132V214L134 213L133 211H132V209H131V211L133 212H131V213H129L128 212V209H125V207L126 206H124V207H113V208H109V207H106V206H109V205H107L106 204V206H105ZM186 204V203H185ZM188 204V203H187ZM258 204V205H257ZM98 205H100V204H98ZM173 205V206H174ZM182 205V204H181ZM189 206H188V209L187 208H185V210L187 209V210H189ZM104 207L106 208V209H104ZM130 207V206H129ZM131 208H132V206H131ZM184 208V207H183ZM101 209V210H102ZM41 211V210H40ZM177 212H180L179 211V209H178V207H177ZM188 212V213H189ZM38 213V212H37ZM36 213V214H37ZM39 213H41V212H39ZM103 213V212H102ZM127 213H129V214H127ZM185 213H187V212H185ZM187 213V214H188ZM105 214V213H104ZM175 214H177V213H175ZM108 215V214H107ZM178 215H179V213H178ZM36 216V215H35ZM175 216V215H174ZM44 217H45V215H44ZM125 217V216H124ZM127 217H129V216H127ZM129 217V218H130ZM193 217V216H192ZM43 218V217H42ZM111 218H113L114 219V217H111ZM118 218H119V216H118ZM118 218H117V220H118ZM121 218V217H120ZM147 218V217H146ZM46 219V218H45ZM49 219V218H48ZM112 219V220H113ZM115 219H116V217H115ZM135 219H136V217H135ZM149 218H147V219H145L144 217H138V215H137V219H136V221L138 222V224L140 223V225H141V227L143 226V232L144 231H146L145 233L147 234V233H150V234H153V236L155 235L156 236V240H157V244L158 245H160L158 248L159 249H156L155 248V251H151V250H154V249H152L151 248V252H152V254H153V256H152V254L150 255V257H151V259L152 260H150V262H149V264H159L160 262H159V260L161 259L160 257L161 256H164L165 254H166V251H167V242L165 241V239H164V237L166 236L165 234H164V236L162 235V232H164V231H159V229H158V226L156 225V222H153V220L151 221V220H148ZM43 220H44V218H43ZM57 220V219H56ZM225 220H226V222H227V220L229 221L228 223H226L225 222ZM32 221V220H31ZM121 221V220H120ZM175 221V220H174ZM27 222V221H26ZM53 222V221H52ZM112 222V221H111ZM118 222V221H117ZM41 223V222H40ZM45 223V222H44ZM134 223H135V221H134ZM177 223V222H176ZM175 223V224H176ZM225 223L226 224H228V226L226 225L225 226ZM158 224V223H157ZM182 226H181V225ZM50 225V224H49ZM112 225V224H111ZM111 225H110V227H111ZM159 225V224H158ZM102 226V225H101ZM100 226V227H101ZM106 226V225H105ZM109 226V225H108ZM58 227V226H57ZM81 228V227H80ZM102 228H103V226H102ZM101 228V229H102ZM198 228V229H197ZM217 228H221L222 230H224V229H226V230H228V231H232V232H230V234H229V236L228 237H224V236H226L225 235V233L226 232H223L222 233V230L220 229H218L219 230V232L218 231H215L214 229H217ZM60 229V228H59ZM104 229V228H103ZM162 229H164V228H162ZM161 229V230H162ZM189 229V230H190ZM204 229H206V230H204ZM95 230V229H94ZM107 230V229H106ZM109 230V229H108ZM114 230V229H113ZM215 231L216 233H218V234H216L215 233V235L218 237L219 236V234H220V236L222 235V234H224V236H221V237H216L215 238V236L213 237L211 234H210V232H212V231ZM233 230H236V232H234ZM97 231V230H96ZM101 231H104V230H101ZM112 231V230H111ZM196 231V233L198 234V232ZM214 231L212 232L213 234H214ZM237 231H239V232H241V235L240 234H238L239 235V237L240 238H238L237 236V238H232L231 236H232V234L235 236V234L236 233H239V232H237ZM75 232V231H74ZM99 232V231H98ZM105 232V231H104ZM103 232V235L104 234H108L109 232L107 231L106 233H104ZM113 232H115V231H112L111 233H112V235L114 234ZM235 234H234V233ZM144 233V234H145ZM232 233V234H231ZM227 234V233H226ZM7 235V234H6ZM10 235V234H9ZM147 235H149V234H147ZM196 235V234H195ZM231 235V236H230ZM91 237V236H90ZM94 237V236H93ZM93 237H91V238H93ZM116 237H117V235H116ZM231 237V238H230ZM94 238H96V237H94ZM128 238V237H127ZM130 238V237H129ZM155 238V237H154ZM32 239V238H31ZM98 239V238H97ZM107 239V238H106ZM132 239V238H131ZM167 239V238H166ZM37 240V239H36ZM26 241V240H25ZM105 242H106V240H104ZM108 241H110V240H108ZM2 242V241H1ZM8 242V241H7ZM126 242V241H125ZM136 243V240H134V241H132V243ZM237 242V243H236ZM10 243V242H9ZM16 243V242H15ZM14 243V244H15ZM18 243V242H17ZM24 243V242H23ZM131 243V242H130ZM138 243V242H137ZM192 243V242H191ZM1 244V243H0ZM7 244V243H6ZM13 244V245H14ZM143 244V243H142ZM142 244H141V246H139L140 245V243H139V245L137 246V247H143L142 246ZM193 244V243H192ZM18 245V244H17ZM47 245V244H46ZM105 245H106V243H105ZM133 245V244H132ZM137 244H135V246H136ZM157 245V246H158ZM194 245V244H193ZM240 245V244H239ZM238 245V246H239ZM6 246V245H5ZM19 246V245H18ZM34 246V245H33ZM131 246V245H130ZM235 246V247H234ZM25 247H27V246H25ZM229 248H230V246H228ZM262 247V248H263ZM1 248V247H0ZM127 248V247H126ZM131 248V247H130ZM160 248L162 249V251L164 250V249H166V251L165 252H163V253H165V254H163L162 253V251L160 250ZM193 248V247H192ZM240 248H242V247H240ZM261 248V249H262ZM7 249V248H6ZM8 249H9V247H8ZM45 249V248H44ZM129 249V248H128ZM232 249H230V250H232ZM238 249V248H237ZM253 249H255L253 252L251 251V250H253ZM257 249V250H256ZM11 250H12V248H11ZM43 250V249H42ZM125 250V249H124ZM147 250H149V248L147 249ZM157 250H160V251H157ZM240 250V249H239ZM29 251V250H28ZM31 251V250H30ZM29 251V252H30ZM150 251H148V253L150 252ZM195 251V250H194ZM224 251H225V249L221 252V255L224 253ZM249 251L251 252V253H253V255L252 254H249L248 255V253H249ZM123 252H125V251H123ZM135 252V251H134ZM143 252H147V251H143ZM214 252V251H213ZM262 252H263V250H262ZM77 253V252H76ZM225 253H226V251H225ZM224 253V254H225ZM227 253H228V251H227ZM230 253H232V252H230ZM261 253V252H260ZM20 254V253H19ZM78 254H80V253H78ZM77 254V255H78ZM83 254V253H82ZM123 254H125V253H123ZM150 254V253H149ZM148 254V255H149ZM163 254V255H162ZM229 254V253H228ZM258 254V253H257ZM7 255V254H6ZM37 255V254H36ZM85 255V254H84ZM140 255V254H139ZM167 255V254H166ZM218 256H220V253L219 254H217ZM225 255H227V254H225ZM262 255H263V253H262ZM262 255H260L261 257H259V256H257V257H259V259H260V261H256V260H259V259H256V260H253V261H255V262H252V264H264V258H263V256ZM133 256V255H132ZM228 256V255H227ZM255 256V255H254ZM29 257V256H28ZM85 257H87V255L85 256ZM206 257V256H205ZM205 257H203V258H205ZM233 258L234 260L232 261V259H230V258ZM257 257H255V258H257ZM34 258V257H33ZM82 258H83V255H82ZM89 258V257H88ZM91 258V257H90ZM166 258V257H165ZM254 258V257H253ZM254 258V259H255ZM42 259V258H41ZM40 259V260H41ZM49 259V258H48ZM136 260H137V258H135ZM145 259V258H144ZM146 259H148V258H146ZM163 259V258H162ZM262 259V260H261ZM72 260V259H71ZM76 260V259H75ZM87 260V259H86ZM94 260V259H93ZM82 261V260H81ZM80 261V262H81ZM146 261V260H145ZM144 261V262H145ZM160 261H162V260H160ZM34 262V261H33ZM33 262H32V264H33ZM40 262V261H39ZM44 262V261H43ZM47 262V261H46ZM51 262V261H50ZM86 262V261H85ZM94 262V261H93ZM140 262V261H139ZM164 262V261H163ZM197 262V261H196ZM235 262V264H238V263H236ZM250 262V261H249ZM249 262H247V263H249ZM250 262V263H251ZM38 263V262H37ZM49 263V262H48ZM95 263V262H94ZM96 263H98V262H96ZM108 263V262H107ZM146 263H148V262H146ZM53 264V263H52ZM55 264V263H54ZM75 264H77V263H75ZM79 264V263H78ZM82 264V263H81ZM88 264H90V263H88ZM99 264V263H98ZM109 264V263H108Z\"/></svg>",
	"mask_w": 264,
	"mask_h": 264
}]
</instances>
